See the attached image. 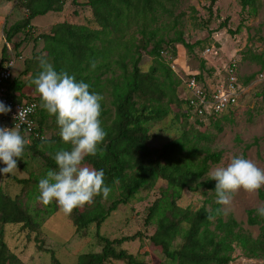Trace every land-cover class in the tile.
<instances>
[{
  "label": "trees",
  "instance_id": "obj_1",
  "mask_svg": "<svg viewBox=\"0 0 264 264\" xmlns=\"http://www.w3.org/2000/svg\"><path fill=\"white\" fill-rule=\"evenodd\" d=\"M69 1L76 6L86 5L92 14L91 24L97 27L58 23L48 33L37 36L33 20L50 12L61 13ZM82 1L85 2L13 0L16 8L26 12V17L5 28L3 33L6 45L2 50L0 71L11 61L13 51L16 59L21 58L25 42L32 40L35 46L43 44L39 53L24 62L23 72L7 84V97L15 104H37L34 133L21 132L28 140L22 157L30 153L42 155L41 150L51 154L46 158L44 171L34 178L36 187L48 170L56 168L52 159L55 152L68 147L61 143L55 118L41 109L39 95L30 83L41 70L38 57H43L58 72L74 75L78 81L88 83L90 91L103 96L100 119L107 133L99 145L103 155L86 157L83 163L104 170V180L111 192L106 199L97 195L90 203L73 209L70 217L77 234L91 225L100 229L121 206L129 205L142 188L154 187L164 181L166 187L160 189V198L149 208L145 222L146 226H156L150 241L161 250L164 258L161 264H231L237 247L251 260L264 259V218L257 216L255 210L247 212V224L261 229L259 237L254 239L234 218H225L223 206L216 203V182L208 175L212 166L221 163L223 152H213L210 136L187 129L161 148L150 146L153 124L168 118L173 109L186 106L183 117H194L198 125L205 119L194 115L188 101L179 95L183 82L171 67L177 56V46L193 53L200 45L188 44L179 30V17H174L179 0ZM256 1L240 0L243 11L253 8ZM215 3L216 0H212L210 12ZM227 23L225 21L221 28H226ZM243 27L241 24L235 32L229 30L228 33L239 34ZM171 30L174 31L173 38L169 37ZM20 34H25V39L14 43ZM9 45H13V50H9ZM165 52L170 54L169 60L164 58ZM143 54L153 60L147 72L141 69ZM92 63L95 68L90 70ZM202 71H206L205 64ZM197 77L202 80V73ZM28 88H32L34 94L26 93ZM3 120L10 122L0 115V126L5 125ZM208 120L220 133L223 132L218 117L211 116ZM50 129L57 134L47 140L45 133ZM13 179L22 185L30 181ZM201 189L209 196L205 205L197 210L179 205L184 191L198 193ZM28 195L34 197V191L28 190ZM259 196L264 201V190ZM208 204L211 209L207 208ZM55 210L54 206H46L43 210L32 211L20 196L12 197L0 189V264H22L7 244V227L40 231L45 217L53 215ZM141 237L138 233L110 240L98 232L102 251L80 255L78 264H110L112 261L144 264L126 250H118L123 244Z\"/></svg>",
  "mask_w": 264,
  "mask_h": 264
},
{
  "label": "rangeland",
  "instance_id": "obj_2",
  "mask_svg": "<svg viewBox=\"0 0 264 264\" xmlns=\"http://www.w3.org/2000/svg\"><path fill=\"white\" fill-rule=\"evenodd\" d=\"M85 1L81 0V3ZM212 0H179L174 17H179V30L183 32L184 39L190 45L199 43L193 53H189L183 46H177V56L172 60L171 67L175 74L183 81L189 76L200 75L202 81L211 90H215L218 82V74L223 72L224 66L233 59L238 64V78L241 85L246 89L240 97L237 106L228 114L218 117L222 122L223 132H219L212 121L203 119L201 125L196 123L195 118H184L187 108L173 109L172 114L165 120L153 124L151 128L150 146L161 148L166 143L177 139L184 130L195 129L213 140L210 147L213 152H223V159L219 165L211 167L210 174L218 167L226 166L233 156H243L250 159L258 167L264 169V83L258 81L259 75L264 72V0H257L255 6L243 11L240 0H216L211 12ZM26 12L16 8L13 0H0V63L2 50L6 45L3 37L5 28H10L16 22L23 20ZM92 14L86 5L76 6L69 1L61 13L50 12L44 16H38L32 22L35 26V34L48 33L58 23H70L77 25L91 24ZM228 21L226 28L221 26ZM243 24L239 34L235 32ZM25 34H20L14 39L19 43L25 39ZM169 37H174V31H170ZM13 50V45H9ZM43 48L39 43L35 46L32 40L23 44L21 58L16 59L14 51L11 60H15L13 77H18L24 70V62L34 57ZM207 50H212L205 55ZM166 60L170 54H163ZM205 64L206 71H202ZM153 65V60L143 54L141 69L147 72ZM190 68L196 70L186 75ZM179 74V75H178ZM217 75V76H216ZM185 86L179 88V95L184 99ZM227 115V120L223 116ZM4 126L13 127L11 122L3 120ZM47 140L54 137L55 130H47ZM43 153L29 154L21 158L17 169L11 174L0 176V189L12 197L20 196L25 204H29L32 211L43 210L46 206L56 209L51 216L45 217V223L40 231L23 230L20 226L7 227V244L12 252L21 260L22 264H78V257L88 253H100L103 248L98 238V232L110 239H121L134 236L138 233L142 237L134 242H128L118 247V250H126L129 254L137 257L144 264H161L164 258L161 250L152 245L150 237L156 231L155 224L145 225L148 210L154 202L160 198V189L166 187V182L159 181L154 187L142 188L132 202L127 206H121L118 211L101 226L91 225L87 230L77 234L71 215L64 214L55 203L44 205L36 197L39 195L38 188L34 184V178L44 171L46 158L50 157L48 151ZM3 166V165H0ZM18 180H30L27 185L17 183ZM34 191V197L28 195ZM261 187L254 193L243 190L237 191L230 205L223 206L225 218H234L241 224L245 233L254 239L261 234L259 226L247 224V212L264 205L260 199ZM205 190L198 193L184 191L179 205L182 208L197 210L205 205L208 195ZM209 193V192H208ZM109 201L106 202L108 204ZM208 209L211 205L208 204ZM110 264H127V262L112 261ZM231 264H264V259L251 260L237 247L234 253V261Z\"/></svg>",
  "mask_w": 264,
  "mask_h": 264
},
{
  "label": "clouds",
  "instance_id": "obj_3",
  "mask_svg": "<svg viewBox=\"0 0 264 264\" xmlns=\"http://www.w3.org/2000/svg\"><path fill=\"white\" fill-rule=\"evenodd\" d=\"M38 60L41 70L30 83L39 95L41 109L55 118L61 143L68 147L52 156L56 168L39 179L36 199L44 205L55 203L67 215L97 195L106 199L111 192L104 170L83 163L86 157L103 155L99 147L107 134L100 119L103 96L90 91V85L74 75L58 72L45 58ZM94 68L95 63L90 64V70ZM32 110V106L22 107L13 117V127L0 126V176L17 169L28 144L20 129ZM11 111V106L0 101V115ZM209 179L216 182V203L228 206L237 191L254 193L264 187V169L243 156H233L226 166L216 168ZM255 213L264 218V205L257 207Z\"/></svg>",
  "mask_w": 264,
  "mask_h": 264
},
{
  "label": "built area",
  "instance_id": "obj_4",
  "mask_svg": "<svg viewBox=\"0 0 264 264\" xmlns=\"http://www.w3.org/2000/svg\"><path fill=\"white\" fill-rule=\"evenodd\" d=\"M211 52L212 50H207L205 55ZM15 63V60L9 61L6 67L0 71V101L11 106L12 109L10 113L3 116L14 126L15 121L13 117L17 111L22 107L32 106V112L27 115L26 121L20 129L22 133L31 135L34 133L36 127L37 104H15L7 97V84L13 79L12 72ZM218 78L215 90H211V86H206L196 75L189 76L186 80L182 81L185 86L184 100L188 101L189 108L194 115L208 120V117H220L228 110L237 106L240 97L246 90L238 78L237 61L233 59L228 63L224 68V74H218ZM258 81L264 83V72L259 75Z\"/></svg>",
  "mask_w": 264,
  "mask_h": 264
},
{
  "label": "crops",
  "instance_id": "obj_5",
  "mask_svg": "<svg viewBox=\"0 0 264 264\" xmlns=\"http://www.w3.org/2000/svg\"><path fill=\"white\" fill-rule=\"evenodd\" d=\"M227 65V64H226ZM225 65V66H226ZM225 66H224V68H225ZM185 70H188V72H186ZM196 70L197 69H195L194 71L196 72ZM185 71V73H187L186 75H188V74H190V73H192V72H194L193 70H191L190 68H186V69H183L182 71L180 70L179 71V74H181L182 76H183V72ZM178 74V75H179ZM220 74H224V69H223V72L222 73H220ZM217 76V75H216ZM26 93H28V94H34V91H33V89L32 88H28L26 91H25ZM235 108V107H234ZM234 108H232V109H230V110H228L226 113H224V114H228V113H230ZM224 117H227V115H225V116H223V118Z\"/></svg>",
  "mask_w": 264,
  "mask_h": 264
},
{
  "label": "bare ground",
  "instance_id": "obj_6",
  "mask_svg": "<svg viewBox=\"0 0 264 264\" xmlns=\"http://www.w3.org/2000/svg\"><path fill=\"white\" fill-rule=\"evenodd\" d=\"M12 73H13V72H12ZM12 80H13V79H12ZM12 80H11V81H12ZM12 125H13V124H12Z\"/></svg>",
  "mask_w": 264,
  "mask_h": 264
}]
</instances>
